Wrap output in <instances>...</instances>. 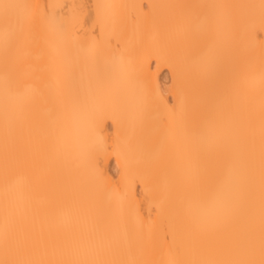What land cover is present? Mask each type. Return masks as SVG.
I'll use <instances>...</instances> for the list:
<instances>
[{"label": "bare ground", "instance_id": "obj_1", "mask_svg": "<svg viewBox=\"0 0 264 264\" xmlns=\"http://www.w3.org/2000/svg\"><path fill=\"white\" fill-rule=\"evenodd\" d=\"M0 264H264V0H0Z\"/></svg>", "mask_w": 264, "mask_h": 264}, {"label": "rangeland", "instance_id": "obj_2", "mask_svg": "<svg viewBox=\"0 0 264 264\" xmlns=\"http://www.w3.org/2000/svg\"><path fill=\"white\" fill-rule=\"evenodd\" d=\"M162 80H163V83L165 84H168L169 83V76L167 74V70L165 69L164 71H162ZM167 75V76H166ZM114 166V162L111 163V167L113 168Z\"/></svg>", "mask_w": 264, "mask_h": 264}]
</instances>
